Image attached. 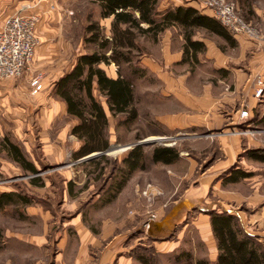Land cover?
Masks as SVG:
<instances>
[{"label": "rangeland", "instance_id": "rangeland-1", "mask_svg": "<svg viewBox=\"0 0 264 264\" xmlns=\"http://www.w3.org/2000/svg\"><path fill=\"white\" fill-rule=\"evenodd\" d=\"M230 1L236 5L240 17L260 35L257 40H252L254 45L248 53V63L253 60L254 52L264 48V12L262 16L253 18L242 14L237 0ZM167 3L169 1L161 0L160 8L164 9ZM254 3L264 10V0H254ZM23 6H32L31 12L40 18L38 48H43V51L39 53L37 48L30 70L14 80L13 91L0 93V168L10 165L0 173V189L14 186L22 195L30 197L32 204L27 207L25 217L23 207L9 206L0 211V264H141L140 255L152 256L156 264H195L214 255V248L205 243L206 235L200 232L204 228L203 222H198L197 226L194 224L199 216L210 217L213 212L211 206L222 210V205H226L237 217L243 218L242 222L238 217L247 232H264L257 219L264 211V164L244 156L246 149L264 148V123L260 122L264 114V91L259 99L255 98L260 76L255 79L254 94L242 105L249 112L248 118L241 117L244 122L232 131L244 138L241 152L229 170L241 169L253 176L237 184L222 182L219 190H208L203 205L192 208L183 204L188 187L193 185L181 179L188 172L190 163L198 164L194 174V178H198L203 173L209 174V169L225 157L217 142L208 146L210 140H202L210 134L182 132L150 136L164 131L156 125L155 115L171 107L170 103L164 104L168 100L160 96V84L152 74L138 80L139 119L130 127H119L118 131L111 128V137L118 136L120 141L113 142L112 146L118 148L107 153L109 172L113 163L121 162L130 149L145 141H148L146 145H142L148 152L152 146H167L186 151L187 156L170 167L149 162L146 171L133 174L123 190L112 198L115 191L107 192L106 176L101 179L91 164L78 166L80 162H90L100 155L74 161L77 140L67 132L74 119L65 114L62 101L54 94L59 76L71 70L80 55L90 52L83 43L84 27L90 16L94 20L99 19L98 5L94 0H11V16ZM101 24L110 38L111 19L101 21ZM200 34L208 40L223 41L203 31ZM177 36L173 31L176 41ZM141 45L149 55L158 50V45L151 40H141ZM226 53L238 56V52L232 49ZM38 54L41 55L39 61L36 60ZM38 65H41L39 69ZM115 66L102 67L113 71L117 68ZM188 70L192 72L193 79L198 76L194 75L195 70ZM38 73L43 75L44 84L40 88L31 85ZM204 80L201 76L198 79ZM51 105L55 107L53 111ZM242 111L240 108V116ZM254 117L258 118L251 122ZM113 123L117 126L116 121ZM113 130L116 134L112 133ZM61 133L64 134L65 153L56 162L55 157L47 156L44 138L55 142ZM184 135L193 139H181ZM6 137L18 144L36 163L45 187L31 188L30 176L7 159L6 153L1 151ZM226 177L227 173H224L222 181ZM121 179L119 174L116 182ZM70 182L74 185V196L69 194ZM149 186L158 189L160 194L146 197L143 193ZM226 193L231 195L225 197ZM177 205L181 206L174 212ZM153 216H156V221L146 229L145 225ZM16 235L21 236L18 238Z\"/></svg>", "mask_w": 264, "mask_h": 264}, {"label": "trees", "instance_id": "trees-1", "mask_svg": "<svg viewBox=\"0 0 264 264\" xmlns=\"http://www.w3.org/2000/svg\"><path fill=\"white\" fill-rule=\"evenodd\" d=\"M94 1L98 5L99 19L89 17L83 37L84 46L90 52L80 55L72 69L57 81L54 94L66 105L68 116L77 121L71 135L81 143V147L73 154L74 161L99 153V157L90 162L82 161L78 166H95L101 179L107 177L105 184L108 187L104 186L107 192L115 191L112 197L114 198L123 190L133 174L148 169L149 162L171 166L181 158V151L176 147L152 146L148 152L145 146L136 145L121 162L113 163L109 172L110 160L107 153L111 147V121L102 99L105 100L111 117L117 122L116 131L121 126L130 127L139 119L136 84L148 74V70L141 63L142 58L148 55L141 45V40H151L157 45L166 30L180 28L186 41L184 63H196L198 53L205 51L203 43L193 40L197 30H206L223 40L226 45H220V48L224 52L228 47L236 48L238 43L217 20L192 7L179 6L161 11V0ZM108 19H111L110 38L101 24V21ZM112 64L118 68L116 79L110 78L102 67ZM257 118H252L251 122ZM260 120L263 124L264 114ZM119 141L117 136V143ZM1 146V151L6 153L7 159L30 176L29 185L36 188L45 187L36 163L26 156L18 144L6 137ZM244 156L264 164V148L246 149ZM119 174L122 179L116 182ZM252 176V173L241 169L231 170L223 183L237 184ZM73 186L72 182L68 184L70 196H74ZM20 197L28 206L32 204L30 197ZM15 198H18L15 193L0 192V210L12 204ZM209 215L218 257L215 262L200 259L195 264H264L262 237L247 232L234 214L211 212ZM1 239L0 236V244ZM189 256L187 255V258L191 259ZM138 259L141 264H156L152 256L140 255Z\"/></svg>", "mask_w": 264, "mask_h": 264}, {"label": "crops", "instance_id": "crops-1", "mask_svg": "<svg viewBox=\"0 0 264 264\" xmlns=\"http://www.w3.org/2000/svg\"><path fill=\"white\" fill-rule=\"evenodd\" d=\"M168 1L169 3L165 5L164 9L160 8L161 11H166L179 6L192 7L200 11L201 14L215 19L210 10L204 8L197 2H189L186 0H178L177 2L174 0H167V2ZM237 2L242 14L247 16H251L253 18L255 16L260 17L264 12L261 7L255 5L254 0H237ZM11 10V0H0V29L2 28L4 20L11 16ZM15 13H18V11ZM173 31L177 32V41L173 38ZM200 31L211 34L206 30L200 29L197 30L194 35L193 40L195 42H201L205 46V51L198 53V61L196 63L193 61L187 63L183 62L184 45L186 41L180 28L166 30L162 35V41H159L157 44V52L155 54L145 55L141 60L142 65L148 70V73L152 74L155 80H157L160 84V96H162L164 100H168V102H164V104L170 103L171 107L168 111L164 110L155 115L156 125H159V127L164 131L160 133H151L150 136L182 132L189 135L200 134L199 132H202L201 134L203 135L210 134L211 136L204 137L202 140H210V142L207 143L208 146L217 142L221 154L225 157L223 161L214 165L213 168H208L209 174L203 173L202 176L198 178H194L198 164L190 163L188 172L183 176V178H181L182 180H186V183L190 182V184L193 185L192 187H188L187 193L184 196L183 205L186 208H192L200 204L203 205L205 201L204 199L207 197L208 190H219L222 187V175L224 173H228L234 166V160L241 152V143L243 142L244 137L232 132L234 129L240 127L244 122L241 121L239 110L240 108L245 110L242 105H244L248 98L254 94V83L256 77L262 76L264 73V48L259 49L258 52H254L253 60H249L247 63L248 53L254 45L252 40H249L243 35L232 34L234 39L237 41L238 46L234 49L228 47L227 51L232 49V51L238 52V56H233L227 54V51L224 52L221 50L220 45H226L224 41L208 40L200 34ZM216 38L220 39L217 36ZM42 51L43 48H38L39 53ZM38 55L39 56L36 60L39 61L41 55ZM40 67L38 65V69ZM189 68L191 70H195L194 75L198 74V76L194 79L192 72L188 70ZM104 69L110 78L116 79L118 77V68H115V70L113 69V71H108L106 68ZM63 75L64 74L60 75L57 80H59ZM200 76L205 78L204 82L198 81ZM14 80L15 79L2 82L0 84V93L4 92L6 94L13 91L12 88L14 87ZM196 83H198V85H196ZM41 84L43 85L44 83ZM102 103L111 121V128L114 129L115 127L116 130V125L114 126L113 123L114 119L111 117L104 99H102ZM61 104L65 114H67L66 105L63 102ZM164 106L166 107V105ZM50 109L53 111L55 107L53 106L52 108L51 105ZM73 121L74 122L70 124L67 129V132L70 133V135L72 128L77 124L76 120ZM112 133L116 134L114 130ZM63 135L64 134L61 133L55 142L47 140V137L44 138V143L47 149L46 154L51 158L55 157L56 162L61 160L59 158H62L65 153ZM181 139H193V137L185 136ZM113 142H117V136L111 137V146ZM80 147L81 143L77 140V147L74 148V153L78 151ZM185 153L187 152H181V158L178 162H182L184 157L187 156ZM9 167L10 165L7 167L1 166L0 173L4 168L9 169ZM181 183L183 184L185 181H181ZM30 187L37 190L36 187L31 185ZM0 192L15 193L18 195V198H15L12 204L7 205L0 211H4L9 206L17 207L18 209L23 207L22 211L25 217L28 205L24 202V200H21L20 196L26 195H22L17 188H14V186L7 189H0ZM230 195L231 194L229 193L224 194L225 197ZM180 206L181 205H177L174 208V212ZM222 206V210H216L213 208L214 206H211L212 208L210 210L213 212H228L234 214L228 206ZM238 217H240L243 222V218L240 215H238ZM257 219L260 226L264 227V211ZM200 221L204 224V228H202L200 232H204L203 234L206 235V238L203 237L205 243L209 244L210 248H214V255H211L208 260L210 262H215L218 257V249L211 228V219L206 215L202 217L199 216L194 224L197 226ZM249 222L252 221L250 220ZM249 233L260 237L264 236V234H262L264 232ZM16 236L19 238L21 235Z\"/></svg>", "mask_w": 264, "mask_h": 264}, {"label": "built area", "instance_id": "built-area-1", "mask_svg": "<svg viewBox=\"0 0 264 264\" xmlns=\"http://www.w3.org/2000/svg\"><path fill=\"white\" fill-rule=\"evenodd\" d=\"M204 8L210 10L213 17L231 34L243 35L249 40H257L260 35L251 24L244 21L237 13L236 5L230 0H195ZM32 6H23L22 9L5 19L0 30V84L7 80L19 79L30 70L34 61L39 39L37 27L40 22L38 15L31 12ZM43 75L38 73L33 77L31 85L39 87ZM264 77H259L255 98L259 99L264 91ZM248 110L241 112L243 119L248 118ZM165 140V139H163ZM146 197L159 195L158 189L149 186L143 193ZM156 216L145 225L149 229L155 222Z\"/></svg>", "mask_w": 264, "mask_h": 264}, {"label": "water", "instance_id": "water-1", "mask_svg": "<svg viewBox=\"0 0 264 264\" xmlns=\"http://www.w3.org/2000/svg\"><path fill=\"white\" fill-rule=\"evenodd\" d=\"M148 141H145V142H141V143H139V145H144L145 143H147ZM146 145V144H145ZM118 147H116V146H111L110 147V149H109V151L108 152H112V151H114V150H116ZM98 155H100L99 153H95V154H93V155H91V156H89V157H86L85 159H83V160H89V159H92L93 157H95V156H98Z\"/></svg>", "mask_w": 264, "mask_h": 264}]
</instances>
